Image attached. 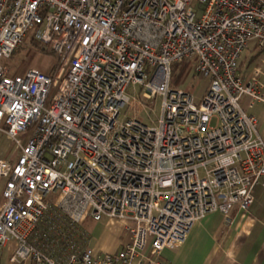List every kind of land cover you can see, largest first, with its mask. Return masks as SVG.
<instances>
[{
	"label": "built area",
	"instance_id": "1",
	"mask_svg": "<svg viewBox=\"0 0 264 264\" xmlns=\"http://www.w3.org/2000/svg\"><path fill=\"white\" fill-rule=\"evenodd\" d=\"M29 30L65 70L11 76L0 63V133L20 149L15 162L0 157L11 261L167 264L163 252L209 213L248 211L264 140L241 99L264 103V84L245 85L239 60L252 40L264 50V0H0V59ZM184 59L209 78L198 104L170 86ZM157 96L160 116L146 124L141 99ZM86 217L127 220L131 240L95 253Z\"/></svg>",
	"mask_w": 264,
	"mask_h": 264
},
{
	"label": "crops",
	"instance_id": "2",
	"mask_svg": "<svg viewBox=\"0 0 264 264\" xmlns=\"http://www.w3.org/2000/svg\"><path fill=\"white\" fill-rule=\"evenodd\" d=\"M244 51L239 60L243 83L246 85L256 78L264 84V50L252 40ZM241 104L248 114L257 117L258 133L264 140V103L244 96ZM54 218L56 225L62 223ZM126 222L109 217L90 222L86 217L82 227L90 228L86 241L89 239L88 244L94 252L105 255L117 252L114 247L131 240ZM16 247V240L11 239L0 249V264H18L11 261ZM162 258L167 264H264V184L256 185L254 201L248 211L234 205L227 214L221 211L209 213L193 225L177 252L165 250Z\"/></svg>",
	"mask_w": 264,
	"mask_h": 264
},
{
	"label": "rangeland",
	"instance_id": "3",
	"mask_svg": "<svg viewBox=\"0 0 264 264\" xmlns=\"http://www.w3.org/2000/svg\"><path fill=\"white\" fill-rule=\"evenodd\" d=\"M34 30H29L23 37L21 44L11 56L10 60L0 59V63L9 69L11 76L24 75L27 69L33 68L48 75H53L59 69L61 75L64 73L65 67H61L56 54L48 48H44L38 41L34 39ZM42 47H41V46ZM50 50V51H49ZM246 54V50L243 55ZM209 85V78L196 71L195 64L191 59H184L174 62L171 65L170 86L172 89H179L190 92L195 102L198 104L204 96ZM130 99L134 96H140V87L132 85L127 89ZM139 99V98H138ZM141 113V120L146 124H151V120H157L161 113V98L157 96L155 99L146 100ZM212 124H215L213 120ZM26 135L31 133L28 129ZM20 155V149L17 144L5 133H0V157L11 162H15ZM201 174L202 170L200 171ZM90 222L93 221L91 217ZM122 247L118 244L113 250L119 251Z\"/></svg>",
	"mask_w": 264,
	"mask_h": 264
},
{
	"label": "trees",
	"instance_id": "4",
	"mask_svg": "<svg viewBox=\"0 0 264 264\" xmlns=\"http://www.w3.org/2000/svg\"><path fill=\"white\" fill-rule=\"evenodd\" d=\"M41 46V45H40ZM42 47V46H41ZM16 51V50H15ZM50 51V50H49Z\"/></svg>",
	"mask_w": 264,
	"mask_h": 264
}]
</instances>
